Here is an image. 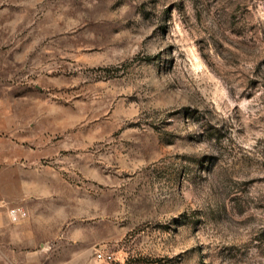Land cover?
Instances as JSON below:
<instances>
[{
    "label": "rangeland",
    "instance_id": "rangeland-1",
    "mask_svg": "<svg viewBox=\"0 0 264 264\" xmlns=\"http://www.w3.org/2000/svg\"><path fill=\"white\" fill-rule=\"evenodd\" d=\"M0 111L45 264H264V0H0Z\"/></svg>",
    "mask_w": 264,
    "mask_h": 264
},
{
    "label": "crops",
    "instance_id": "crops-1",
    "mask_svg": "<svg viewBox=\"0 0 264 264\" xmlns=\"http://www.w3.org/2000/svg\"><path fill=\"white\" fill-rule=\"evenodd\" d=\"M18 134L15 124L0 120V264H45L55 228L40 213L54 199L55 186L45 175L39 147L24 144ZM13 207L26 214L17 212L13 219Z\"/></svg>",
    "mask_w": 264,
    "mask_h": 264
},
{
    "label": "built area",
    "instance_id": "built-area-1",
    "mask_svg": "<svg viewBox=\"0 0 264 264\" xmlns=\"http://www.w3.org/2000/svg\"><path fill=\"white\" fill-rule=\"evenodd\" d=\"M9 212H10V215H11V217L13 219H16L17 212H19L21 215H25L26 214V211L24 209L20 208V207H13V208L10 209ZM98 256L101 257L102 254L99 252Z\"/></svg>",
    "mask_w": 264,
    "mask_h": 264
}]
</instances>
